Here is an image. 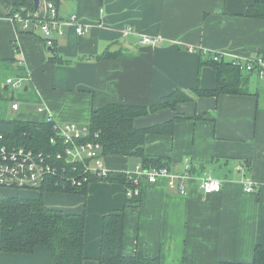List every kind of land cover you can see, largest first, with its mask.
I'll return each instance as SVG.
<instances>
[{
	"label": "crops",
	"instance_id": "0c3cea01",
	"mask_svg": "<svg viewBox=\"0 0 264 264\" xmlns=\"http://www.w3.org/2000/svg\"><path fill=\"white\" fill-rule=\"evenodd\" d=\"M252 1L60 0L58 15L75 14L84 33L64 26L62 34L53 33L52 46L43 43V33L32 24L31 32H24L22 21L0 17V59L18 60L0 67V87H10L4 83L7 77L23 78L22 93L14 97L20 106L12 118L88 127L91 110L108 103L150 105L175 88L190 95L196 86L213 88V69L199 66L203 54L189 47L223 52L224 59L263 54L264 19L244 15ZM126 26L134 34H123ZM139 34L163 40L140 45ZM54 51L68 62L51 61ZM246 77L245 94L195 97L175 110L134 119L135 127H147L175 113L187 117L176 122L171 136L147 135L145 153L168 158L170 172L188 167L195 177L223 179L218 192L204 193L190 180L181 194L160 178L141 182L138 206L126 204V188L118 183L90 182L86 195L43 193L50 207L85 212L84 264H96L102 216L124 206L125 253L140 251L163 264L252 260L254 246H264V79L254 73ZM102 162L110 172L142 168L134 156H102ZM247 182L252 191L245 190ZM0 264L53 261L38 246L29 254L0 251Z\"/></svg>",
	"mask_w": 264,
	"mask_h": 264
},
{
	"label": "trees",
	"instance_id": "16d2710c",
	"mask_svg": "<svg viewBox=\"0 0 264 264\" xmlns=\"http://www.w3.org/2000/svg\"><path fill=\"white\" fill-rule=\"evenodd\" d=\"M55 3L60 0H45ZM0 4L8 8L9 16L20 12L23 17L32 18L34 13L32 0H0ZM244 15L249 18L264 19V0H253L246 8ZM0 12V17H3ZM40 17V16H38ZM36 28V27H35ZM32 26L24 29L31 32ZM43 43L45 44L44 40ZM12 48L17 49L12 42ZM199 66H209L213 69L216 83L213 88L204 89L196 86L190 95L180 88H175L161 96L150 105L108 103L91 110L88 130L90 136L96 134L95 141L100 144L101 156H134L140 159L142 168L169 167V159L149 156L145 153L144 145L147 135L171 136L177 121L187 118L175 113L168 120L147 127H135L134 119L162 109L175 110L180 103L195 100V97H217L221 94L241 95L247 92L246 74L231 59L213 60L209 53H203ZM105 55V54H104ZM101 55L100 58L105 56ZM50 60L57 63L68 62L51 52ZM15 59H0V67L16 64ZM17 66V65H16ZM18 70L22 69L17 66ZM20 75V74H18ZM17 75V76H18ZM6 87H0V99ZM14 97L11 95L10 101ZM195 115L193 118H202ZM51 121H30L18 118L0 117V134L14 144L28 145L36 148L48 147L53 135ZM73 170L71 167L69 171ZM77 170L70 174H77ZM66 178H55L50 184L42 186L38 196L24 197L19 194L0 195V251L10 253H32L38 246H43L49 252L53 264H84L87 259L84 253V235L86 214L65 212L62 209L50 207L44 203L43 193L64 192L86 195L90 182L103 181L134 187L123 172H110L107 176H88L81 185H71ZM140 188V187H139ZM140 193L126 197V204H140ZM101 237L96 264H163L159 257H151L140 251L128 254L124 251L126 232L125 206L114 209L102 216ZM216 264H264V246L256 244L253 248L252 260L218 261Z\"/></svg>",
	"mask_w": 264,
	"mask_h": 264
},
{
	"label": "built area",
	"instance_id": "2783aa9c",
	"mask_svg": "<svg viewBox=\"0 0 264 264\" xmlns=\"http://www.w3.org/2000/svg\"><path fill=\"white\" fill-rule=\"evenodd\" d=\"M23 17L20 12L14 13L10 18L13 21H22L23 28L29 24L39 28L44 35V42L47 46H52L53 33L62 34L64 26H72L75 32L80 35L84 33V26L75 14L68 17L58 15L55 3L41 0L39 9L33 13L32 18ZM40 16V17H38ZM123 34H134L130 26L123 27ZM163 38L160 35L139 34L138 43L140 45H158ZM190 51H199L196 47H189ZM203 53L212 55L213 60L225 58L226 54L218 51L201 50ZM235 62L242 70L256 74L260 79H264V53L229 58ZM22 77H7L4 83L12 90L22 88ZM20 102L13 98L10 101V108L13 111L19 109ZM42 105L38 106V111H42ZM53 128V135L49 139L48 147L36 148L28 145L14 144L5 139L0 134V188L11 189H31L40 190L42 186L50 184L55 178H66L65 181L71 185H81L88 176L104 177L110 173L102 162L100 144L90 136L87 126L78 125L74 122L59 123L50 119ZM73 170L69 171L70 168ZM134 172H125L134 187H125L126 196L133 197L139 194L141 182L146 179L149 182H156L164 178L170 190L181 194L187 193V182L196 180L198 187L204 193L218 192L223 183V179L211 176L195 177L188 167L179 172H170L166 167L140 168ZM140 168V169H139ZM76 169L77 174H70ZM246 191H252L251 182L245 184Z\"/></svg>",
	"mask_w": 264,
	"mask_h": 264
},
{
	"label": "rangeland",
	"instance_id": "374dc122",
	"mask_svg": "<svg viewBox=\"0 0 264 264\" xmlns=\"http://www.w3.org/2000/svg\"><path fill=\"white\" fill-rule=\"evenodd\" d=\"M18 93H22L21 88L12 90L9 87L8 90H3L2 97L0 99V117H6V118L14 117L15 112L10 108V97L11 95L12 96L14 95L13 97H17ZM28 191H33V192H28ZM31 193L38 194V192H36L35 190H29V189L0 188V195L2 196L19 194L20 196L34 197V195H32Z\"/></svg>",
	"mask_w": 264,
	"mask_h": 264
},
{
	"label": "water",
	"instance_id": "95a60500",
	"mask_svg": "<svg viewBox=\"0 0 264 264\" xmlns=\"http://www.w3.org/2000/svg\"><path fill=\"white\" fill-rule=\"evenodd\" d=\"M41 0H32V5H33V10L34 12H36L39 9ZM13 4V0H9V6H11ZM8 8H4L1 4H0V12L2 13V15L4 16H9V12H8Z\"/></svg>",
	"mask_w": 264,
	"mask_h": 264
}]
</instances>
